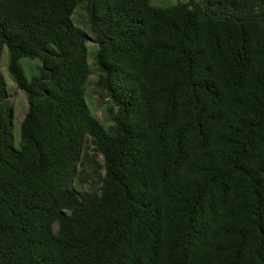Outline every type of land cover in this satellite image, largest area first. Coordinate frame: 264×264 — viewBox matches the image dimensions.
Listing matches in <instances>:
<instances>
[{"label":"trees","instance_id":"1","mask_svg":"<svg viewBox=\"0 0 264 264\" xmlns=\"http://www.w3.org/2000/svg\"><path fill=\"white\" fill-rule=\"evenodd\" d=\"M4 49L0 264H264V0H0Z\"/></svg>","mask_w":264,"mask_h":264},{"label":"rangeland","instance_id":"2","mask_svg":"<svg viewBox=\"0 0 264 264\" xmlns=\"http://www.w3.org/2000/svg\"><path fill=\"white\" fill-rule=\"evenodd\" d=\"M150 4L154 7L158 8H168L176 4V0H150ZM86 14L79 7L75 10V13L72 16L73 22L76 27L82 30L86 34L85 39V48L88 59V64L93 65V59L96 52V44L94 43L92 36L89 34L85 22ZM7 62H8V54L4 49L0 54V77L4 83L5 91L8 95L9 103L12 105V128H11V136L13 138L14 147H18L19 142V128L20 124L23 120V117L27 110V104L25 95L22 91H20L16 85L12 82L11 78L7 73ZM40 65L38 61H31L24 59L21 61V66L26 76L27 81H31V78L37 75V67ZM95 81V76L91 75L88 78L86 84V101L89 105L93 114H95L99 119H101V109L102 104L98 103L96 96L92 92V84ZM55 229V227H54Z\"/></svg>","mask_w":264,"mask_h":264}]
</instances>
